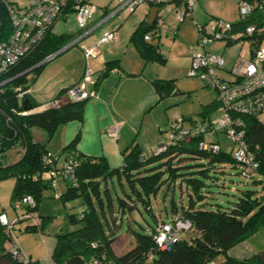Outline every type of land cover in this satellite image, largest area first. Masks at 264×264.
<instances>
[{
  "label": "trees",
  "instance_id": "trees-1",
  "mask_svg": "<svg viewBox=\"0 0 264 264\" xmlns=\"http://www.w3.org/2000/svg\"><path fill=\"white\" fill-rule=\"evenodd\" d=\"M172 1L178 4L180 2ZM162 4L148 3L150 7ZM246 23L240 19L231 24L241 29ZM155 27L156 19L152 24L142 21L130 35L131 42L144 62L164 61L159 53L156 37L151 40L144 39V35ZM51 28L28 54L0 75V83L7 80L0 85V157L16 144H20L23 150L20 158L11 164L3 165L0 160V180L14 178L10 195L13 206L23 196L30 195L34 199L33 207L21 203L20 207L24 208L23 215L37 209L43 192L52 187L48 172L51 168H57L52 155L49 156L53 159V164L42 159L48 151L45 144L33 138L30 129L34 126L42 128L50 138L59 125L71 120L81 121L87 100L65 101L57 108L27 115L17 113L24 106L23 101L20 104L16 98L15 88H28L40 73L43 64L34 65L58 51L70 40V34H54ZM10 31L8 13L0 2V42L9 36ZM252 43H249L250 46ZM118 67L117 59L106 61L96 78V84L110 71H119ZM29 68L31 69L28 72L20 74ZM30 73L33 76L29 80ZM152 83L159 97L175 91L170 80L158 78L153 79ZM65 89L60 90L56 96H61ZM25 98H29L33 107L38 105L28 95ZM216 107L215 102L210 103L202 113L208 108ZM6 116L10 118L9 121H6ZM243 121L244 141L258 163L256 172L248 179L241 176L231 150L220 148L215 153H207L198 148L202 139L200 134L187 135L168 143L163 152L148 156L133 142L122 151L121 166L111 168L104 157L89 156L75 150L79 140L77 132L63 147V151L68 153L62 160L76 161L73 177L77 185L74 186L70 181L66 190L58 193V197L62 200L82 197L85 208L77 216L68 215L71 223H78L79 226L55 234L49 256L50 264H206L220 254L223 255L220 264L264 263V250L241 259L228 254L234 245L264 229V193L257 195L260 189H264V124L254 114L244 115ZM206 140L211 141L212 138L206 136ZM140 154H143V158H140ZM226 165L236 167L237 173L252 189L243 191L238 200L227 207H208L209 202L205 200L202 191L205 190L206 183H210L207 180L211 175L209 167H220L218 171L224 173ZM182 178L189 191L185 204L177 205L171 200L170 213L167 210L165 216H162L161 210L156 213L152 197L164 184L174 183L179 187ZM113 180L122 189V194H117L115 200L109 192V184ZM189 189L192 191L191 196ZM175 217L189 220L191 227L184 230L186 235L179 237L169 249H161L155 242L154 235L159 225ZM124 218L126 231L133 241L120 250L115 248V240L120 235L119 227ZM15 223L12 222L9 228L0 224V264H35L29 257L27 262L18 260L9 251L11 231ZM30 228L34 229L33 226Z\"/></svg>",
  "mask_w": 264,
  "mask_h": 264
},
{
  "label": "rangeland",
  "instance_id": "rangeland-1",
  "mask_svg": "<svg viewBox=\"0 0 264 264\" xmlns=\"http://www.w3.org/2000/svg\"><path fill=\"white\" fill-rule=\"evenodd\" d=\"M15 1L14 7L24 6L27 3V0ZM201 1L202 5L198 7L196 3L197 0H195V6L191 11V16L196 20L200 18L197 13L198 10L209 12L208 19H210V21L222 19L226 23H234L241 18L239 5L236 0ZM89 2L97 7V11L87 20L85 27H80L78 25L76 16L72 11H66L52 26L51 29L54 34H70V40L67 41L64 46L68 45L87 29L109 16L116 6L112 0H89ZM102 11L103 14H101ZM131 13L126 10H121L117 14L108 17L100 26L93 29L89 35L59 52L53 58L46 60L41 66V71H43L39 79L37 80V78H35L36 80L34 79L30 84L35 90L33 97L39 101L37 104L43 103V101L45 102L48 91L52 87H57L56 89H59L58 87H65L75 82H77L76 84L81 82L83 78L82 71L85 67V60L81 49L84 46L95 43L103 31L117 28L115 31L121 45L130 42V35L139 22L137 20L138 11ZM257 19L264 21V16L261 17L259 15ZM257 19L256 21L258 22ZM163 21L165 24V19ZM256 21L254 22L256 23ZM190 22L193 24L190 16H185L184 23ZM192 24L188 25L184 33L187 38L192 39L189 45L180 41V37H176V33L165 34V32L160 30L162 33L159 49L164 57V61L146 62L148 65L144 72L147 76L152 77L149 81L156 94V98L152 106L141 112L138 118H136L137 124L133 132L134 143L139 145L146 156L155 153V148L159 143L167 141L168 130L171 123L179 121L184 127L195 126L197 128H205L208 120L213 121L221 113L220 110H217V107L208 108L205 113H202V111L207 108H205L206 105L215 102L217 98L216 92L212 88L205 86L198 78L188 75L191 64L190 56L192 53L190 47L196 42L195 37L197 35L196 26L193 24L192 27ZM169 25L170 24H166V30ZM108 43L100 46L101 54L96 60L91 59L87 61V65L93 70H95L98 63H102L101 61L104 59L105 50L110 46ZM130 44L134 46L133 43L130 42ZM260 46L264 47V38H262ZM121 49L123 50L124 46L123 48L121 46ZM204 49L211 53L222 54L226 65L223 70H218L217 74L219 77L232 79L233 75L228 71L229 68L237 59L238 54L243 52V55L238 58H248L250 44L248 39H239L229 42H226V40H217L207 45ZM127 58L128 57H126V59ZM81 72L82 75L79 79L78 77ZM32 76V73L28 74V79L30 80ZM158 78L170 80L175 91L165 93L162 97H159L152 83L153 79ZM28 96L30 97V95ZM31 130V133L39 142H43L45 145L49 143V154L55 158V165L59 167L62 164L64 156L68 153L63 151L64 143L59 144L55 139L52 141L51 138L53 135L48 138L47 132L42 128L34 126ZM217 140L222 150H231L232 145L230 140L220 129H218ZM22 153L23 150L21 145L16 144L2 154L0 157L1 163L3 165L11 164L17 161ZM207 153L213 152L207 151ZM218 170H220V167H209V173L211 175L207 177V180H209L210 183H206L204 187L205 190L203 189L202 191L205 200L209 202L208 207H227L238 200L243 191L252 189V186L246 184L239 173H237L238 169L236 167L226 165L224 173ZM216 174H218V177ZM183 180V178L180 179L181 184L179 187L174 183L164 184L160 191L152 197V200H154L153 209L156 213H158V210H161L162 216H165V210L170 213L171 200H174L177 205L185 204L189 191ZM56 181L58 189L57 186L47 188L43 192V197L39 201L37 209L29 213L31 217L23 218L24 208H14L10 203L14 178L11 177L0 180V211L6 213L11 223L16 222L11 231L12 241L21 248L27 257L35 261V264H46L48 254L47 245L53 247L55 234L57 232H67L71 228L79 226L78 223L72 224L68 215L74 214L77 216L85 208L82 197L77 196L66 200L59 198L57 192L63 193L70 180L57 177ZM173 185L174 187H172ZM189 190L191 196L192 191L191 189ZM109 192L114 200L117 194H122L121 186L116 180H113V182L109 184ZM262 193H264V189H260L257 195L259 196ZM155 200H157V203ZM136 218L140 219L137 215ZM146 218L149 219L148 217ZM35 222L38 223V227L34 224ZM27 226H29V228H27ZM31 226H33L34 229L30 228ZM133 226L135 225L133 224ZM126 228L127 224L124 218L119 227L120 235L115 240L116 249L123 250L133 241L126 231ZM258 232V236L264 238V229ZM185 235L186 232H181L180 238H183ZM222 260L223 255L221 254L213 259L215 264H220Z\"/></svg>",
  "mask_w": 264,
  "mask_h": 264
},
{
  "label": "built area",
  "instance_id": "built-area-1",
  "mask_svg": "<svg viewBox=\"0 0 264 264\" xmlns=\"http://www.w3.org/2000/svg\"><path fill=\"white\" fill-rule=\"evenodd\" d=\"M112 1L116 6L111 14L87 29L73 40V43L89 35L93 29L100 26L108 17L117 14L121 10L132 12L141 4L150 2L163 3L157 9L154 31L147 32L144 35V39L151 40L158 36L160 26L164 24L163 20L169 10L175 12V19L179 23L184 16L191 14L195 4V0H180L179 4L172 0ZM236 1L240 9V19L243 22H247L246 25L240 29L231 23L224 22L222 19L211 20L205 25L196 24L197 39L190 47L192 53L188 75L198 78L205 86L212 88L216 92L215 103L221 113L213 121H209L205 128L184 127L179 121L171 123L168 130V139L157 146L156 153L163 152L168 143L182 139L187 135L195 134L202 136L198 143V148L215 153L220 150L217 140L218 129H220L231 142V154L240 168L241 176L248 179L256 172L258 163L243 138V116L254 114L264 124V47L260 46L261 40L264 38V21H256L259 15L261 17L264 16V0ZM0 2L8 13L11 25L9 36L0 42V75L28 54L66 11L74 12L80 27H85L87 20L97 11V7L90 3L89 0H27L26 5L18 7H14L15 0H0ZM101 14H103V11ZM167 31L174 33L176 25H169ZM116 35L115 30L103 31L95 43L84 46L81 49L85 67L80 83L67 87L61 96H55L51 100L34 107L32 106L29 109L23 108L17 113L19 115L32 114L48 108H57L65 101H80L94 96V86L92 88L86 86L88 82L92 81L94 74V70L87 65V61L96 56L100 45L111 42L116 38ZM239 39H248L249 43L253 42L249 50L250 56L247 59L240 57L236 60L230 70L233 75L232 79L219 77L217 71L222 69L224 58L220 54L206 51L204 47L217 40L229 42ZM6 81L1 82L0 85ZM15 92L16 98L21 104L25 96L30 94V89L29 87L26 89L16 87ZM5 119L6 121L10 120L8 116ZM108 134L111 137H117L118 126L111 127L108 130ZM206 136L211 137L212 140L207 141ZM49 155V153L43 155L42 159L49 164H53V159ZM140 158H143V154H140ZM75 165V160L64 159L59 167L51 168L48 172L51 177V185L55 187L56 178L62 177L66 180L69 179L76 186L77 181L73 177ZM21 203L30 207L35 204L34 199L30 195L23 196L21 201L14 204V208L20 207ZM22 217L30 218L31 216L29 213H25ZM0 224L8 228L11 226V222L4 211H0ZM190 227L191 223L189 220L175 217L173 220L159 225L154 235L155 242L159 248L169 249L172 244L179 240L180 233ZM9 251L18 260L24 262L29 260L13 242L9 243ZM206 264H215V262L209 261Z\"/></svg>",
  "mask_w": 264,
  "mask_h": 264
},
{
  "label": "crops",
  "instance_id": "crops-1",
  "mask_svg": "<svg viewBox=\"0 0 264 264\" xmlns=\"http://www.w3.org/2000/svg\"><path fill=\"white\" fill-rule=\"evenodd\" d=\"M196 3L198 7L202 5L201 0H197ZM151 7L148 4H141L132 12L135 13L136 11H138V24H140L142 21L147 20ZM197 13L200 16L199 20L193 18L191 14L186 15L190 16L194 26H196V24L205 25L210 21V19H208L210 14L209 12L198 10ZM184 21L185 16L183 17V20L178 23L175 19V12L169 10L165 15V24L160 26L158 37H156L155 41H157L159 44L161 43L162 32H165V34L173 33L166 30V24H170L177 26L176 31L174 32V34L176 33V37L179 36L180 41L189 45L192 39L187 38L184 33L188 25H191L192 23L190 22L185 24ZM116 29L117 28H115V30ZM160 30L162 32H160ZM196 39L197 35L195 37V40ZM130 42H126L121 45V42H119V37H117L116 35V38L108 43L110 44V46L105 50L104 59H102L101 61L102 63H98L96 65L93 79L91 82H88L86 86L92 88L94 84H96V78L100 75L102 68L104 67V63L108 60L117 59L119 61V71H110L107 75L101 78L99 83L96 84V86L94 87L95 95L87 98L86 100L81 121L71 120L59 125L56 128V132H54L55 134H53L51 138L52 141L55 139V141H57L59 144L64 143V147L75 136V134L79 132V140L76 144L75 150L89 156H102L106 159L108 166L111 168L121 166L123 159L122 151L134 142L133 132L137 124L136 118H138L141 112L152 106L156 98V94L153 91V88L151 87L149 81L152 77L147 76L144 72L148 63L143 61L135 46H132ZM121 46L122 48L124 46L123 50L121 49ZM206 47L207 45L204 48ZM159 53L161 54L160 49ZM100 54L101 52L99 47L96 56L92 59L96 60ZM241 55H243V52L241 54H238L237 59ZM249 56L250 51L248 57ZM126 57L128 58L126 59ZM225 65L226 62L224 60L223 67L219 70H223ZM232 66L228 71L231 70ZM42 71L36 77L37 80L42 74ZM82 72L78 77L79 79L81 78ZM76 83L77 82L65 87H58L59 89H56L57 87H52L48 91L47 99H45V102L54 98L60 92V90L73 86ZM29 89V95L31 99H33L34 102L39 103V101H37V99L33 97V93H35V90L31 87V85L29 86ZM217 110H220L218 106ZM116 125L118 126L117 137H111L108 134V130ZM31 129L30 132H32ZM32 136L36 141H38L33 134ZM39 143L45 144L43 142ZM45 148L49 153V143L45 145ZM156 149L157 146L155 148V153ZM57 193L60 192L58 191ZM34 224L37 227L39 226L37 222H35ZM258 233L259 232H256L251 237L230 248L228 251L230 257L237 259L246 258L254 255L260 250H264V238L258 236ZM52 248V246L47 245L48 254L46 264H50L49 256Z\"/></svg>",
  "mask_w": 264,
  "mask_h": 264
},
{
  "label": "water",
  "instance_id": "water-1",
  "mask_svg": "<svg viewBox=\"0 0 264 264\" xmlns=\"http://www.w3.org/2000/svg\"><path fill=\"white\" fill-rule=\"evenodd\" d=\"M157 9H158L157 6H152V7H151V9H150V11H149V14H148V17H147V20H146V22H147L148 24H152V22L155 20V18H156V13H157ZM73 44H74V43H73V41H72V42L69 43L68 45L64 46L62 49H59L58 51H56V52L50 54L49 56H47V57L44 58L42 61H40L39 63L35 64L34 66H37V65L43 64L46 60L53 58V57H54L55 55H57L59 52H61V51L65 50V49H67L68 47L72 46ZM34 66H33V67H34ZM30 69H31V68H29V69H27V70L21 72L20 74L26 73V72H28ZM10 79H11V78H10ZM23 106H24L25 109H29V108L32 107V103H31V101L29 100V98H25V99H23Z\"/></svg>",
  "mask_w": 264,
  "mask_h": 264
},
{
  "label": "bare ground",
  "instance_id": "bare-ground-1",
  "mask_svg": "<svg viewBox=\"0 0 264 264\" xmlns=\"http://www.w3.org/2000/svg\"><path fill=\"white\" fill-rule=\"evenodd\" d=\"M158 8V7H157ZM129 13H131V12H129ZM153 23V22H152ZM113 30H115V29H113Z\"/></svg>",
  "mask_w": 264,
  "mask_h": 264
}]
</instances>
